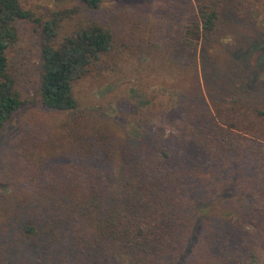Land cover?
<instances>
[{
  "label": "trees",
  "instance_id": "obj_1",
  "mask_svg": "<svg viewBox=\"0 0 264 264\" xmlns=\"http://www.w3.org/2000/svg\"><path fill=\"white\" fill-rule=\"evenodd\" d=\"M55 1L58 8L44 18L20 0H0V128L26 104L8 56L20 19L40 28L38 101L57 117L26 148L41 158L29 197L35 200L21 196L10 207L0 264H123L126 257L130 264H164L180 242L187 209L192 215L197 203L216 200L238 205L232 254L213 264H264V40L251 43L246 35L241 52L228 48L220 60L209 41L238 25L261 32L252 1L159 0L164 44L197 47L205 40V78L232 84L210 90L196 63L171 60L161 82L176 87V105L149 107L135 141L124 124L101 125L75 91L92 72L115 69L119 62L106 56L122 57L128 46L117 43L111 15H96L108 0ZM228 188L234 194H222Z\"/></svg>",
  "mask_w": 264,
  "mask_h": 264
},
{
  "label": "rangeland",
  "instance_id": "obj_2",
  "mask_svg": "<svg viewBox=\"0 0 264 264\" xmlns=\"http://www.w3.org/2000/svg\"><path fill=\"white\" fill-rule=\"evenodd\" d=\"M20 1L24 7L44 18H48L58 8L55 0ZM251 1V17L257 19L262 31L253 33L252 27L247 26V29L245 25H238L233 30L221 29L215 39L209 40L217 49L220 48L213 53L217 59L223 58L220 55L228 48L241 52L246 47L243 45L246 35L251 43L264 40V0ZM160 4L159 0H108L99 13L95 11L97 16L111 15L117 43L128 46L122 47V57L106 56L112 62H119L115 69H105L100 74L92 72L75 86L82 108L101 121V125L110 127L124 124L129 139L134 141L139 140L138 136L142 132L140 121L149 107L169 109L176 105V87L161 82L163 77L169 76L165 67L171 60L190 68H194L196 63L201 78L210 90L222 93L232 84L229 82L231 80H224L229 86L225 85L223 80H218L213 74L205 78L207 66L203 61H207L208 54L205 40L199 42L197 47L177 45L171 48L164 44L161 28L163 18L155 12V7ZM16 31V41L8 49L9 68L26 104L5 127L0 128V232L12 218L10 207L13 203H21V196L26 197V203L34 202V197H29L37 188L38 181L34 173L36 169L39 171L41 158L35 154L28 155L26 148L35 135H47V124L57 118L55 111L38 101L42 74L40 28L30 20L20 19L16 23ZM232 31L237 34H231ZM158 42H161L160 46ZM213 66L217 71L218 62ZM155 67L160 69L161 74L158 76ZM170 81L173 82L172 79ZM179 83L183 85V82ZM58 153L62 155L63 149ZM54 160L60 162L62 156ZM234 190L228 188L222 194H234ZM43 202L49 203L48 196H44ZM222 202L197 203L192 215L187 209V225L181 229L180 242L164 259V264H213L217 259L222 261L232 254L236 217L231 213L238 203H229L228 200ZM0 249L2 251L4 246L0 245ZM19 257L23 258L17 253L13 260L18 261ZM3 264L7 262L3 260ZM123 264H130L127 257Z\"/></svg>",
  "mask_w": 264,
  "mask_h": 264
}]
</instances>
